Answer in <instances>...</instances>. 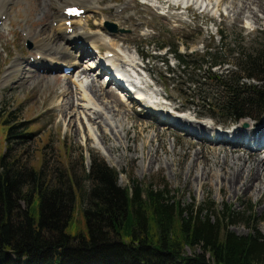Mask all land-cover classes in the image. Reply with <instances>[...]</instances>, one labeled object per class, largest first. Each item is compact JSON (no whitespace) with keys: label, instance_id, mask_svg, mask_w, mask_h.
Here are the masks:
<instances>
[{"label":"rangeland","instance_id":"rangeland-1","mask_svg":"<svg viewBox=\"0 0 264 264\" xmlns=\"http://www.w3.org/2000/svg\"><path fill=\"white\" fill-rule=\"evenodd\" d=\"M126 1L113 0V2H110L113 5H117L119 9L117 8L116 10L113 5L107 7V4H105L98 9L86 11L83 15V22L85 24L88 19L93 18L94 12L100 10L105 16L109 17V20L104 21V25L108 22L116 26V30L110 29L112 32H119L125 35L123 37L129 36L132 39L134 38L130 40L128 37L130 43L122 41L124 44L121 45L120 43L119 46L125 51L126 56H137V59L144 56L143 64L148 67V71L146 72L154 83L152 88H155L156 93L162 95L161 98L167 96L168 100H170L169 104L157 103L158 106H155L162 110H172L171 114L174 116H181L183 114L192 120L201 121L203 125L211 126L207 130L214 127L221 132L222 125H227L229 129L226 131L229 134L230 129H234L240 125H245V128L252 127L253 122L256 121L255 119L245 118L235 123L232 118L224 117L221 113H216L214 119L207 116L212 111L203 106L201 100L192 97L195 93L194 86L191 83H186L185 80H178L177 74H181L182 71L178 68L174 55H168L166 52L168 48L158 50V46L160 44L173 46V44L180 43V50L182 52H193L195 54L204 53L205 46H211L215 50V48L221 47L224 40L234 43L240 39L243 45L251 46L257 40H260L257 30L264 26V11L258 9L257 5H252L250 11H240V0H212L213 4L207 0V2H204L203 7L200 0L199 3H194V6H191L189 9H170L169 12H167V4L158 9L156 2L145 4L144 0H135L125 7ZM41 5L42 0L36 4L31 3L30 0H14L5 4V7L9 8L8 14H6L7 26L3 29L0 28L1 151L5 149L7 137V128L3 120L6 117V111L9 110L7 108L4 111V108L9 106L15 117L23 119L25 129L31 134L29 139H25L26 142L15 144L13 154L17 155L21 153L22 161L26 162L29 166L36 168L43 167L44 172L48 175L53 174L52 171L55 167L62 168L65 176H69L71 183L78 190L80 188L85 190L90 185L88 180L85 179V167L91 164V152L100 155L108 164L119 171H125V173L122 172L119 179V183L122 185L130 181V174H133L135 178L144 182L160 175L176 190V197L185 203L202 202L210 197L211 200H214L218 204L228 203L234 205L237 210L243 209L240 206L241 204L252 203L255 206L257 217L260 220H264V192L261 196L252 191L250 193L240 192L237 194L232 191L228 192L226 189L220 187L219 180L215 175L208 176L205 174L200 161H195L192 164L193 169L190 172L189 165L196 152L202 150L205 152L206 157H221L226 149L231 151L239 143H211L210 141L200 140L197 136L189 135L184 130H177L168 126L166 130L169 131L165 132L160 140L161 147L159 148V153L161 159L157 161L154 149L158 146V141L152 140L155 132L151 128L146 129L144 126L157 123L160 124L158 127L164 130L161 126V119L156 121L151 117L154 111L151 112L145 109L142 106L143 102L139 103L133 97L128 99L126 103L121 104L117 93L113 91L115 84L113 82L109 84L106 82L108 80H106L105 75L108 73L99 74V70L92 69L91 74L93 76L90 77V79L97 78L95 80L99 85L106 82V86L104 85L103 89L113 91V98L120 106L118 107L115 104L116 102H113L115 111L108 113L112 126L115 128L114 132H111V127H107L105 124L106 137L108 132V139L111 136V140L107 142H104L102 139L100 135L101 130L97 124L87 121L86 115L80 117L82 109L77 104L81 101L78 97L81 92L73 84L76 81V77H72L77 71L66 74L63 72L66 66L59 65L57 70L52 72L44 71L43 68H37L38 70L31 68L30 70L33 74L30 75L28 68L24 69V72L13 74L9 83L2 86L5 72H7L15 59H20L22 66H25L28 61L33 62L35 58L38 59L40 56V54H36L33 43L27 39L25 32L27 26L40 29L43 27L47 28L49 24L51 25V18L45 16L47 19L42 20L43 18L41 17L44 15H38ZM71 5L76 4L72 3ZM214 5L219 7H214ZM164 7L165 10L163 9ZM238 10L245 13L239 15ZM102 13L97 20L100 21L104 16ZM238 15L239 18H237ZM3 17L5 19V16ZM120 22H125L127 25L120 26ZM96 24L94 21L92 27L99 28ZM222 33L224 34L223 37H221ZM145 36H148V39ZM231 46L233 47L234 44ZM92 50L94 57L84 55L79 59L76 69L82 70L90 63H98L101 56H106V50H103L102 47ZM91 60L94 61L90 62ZM169 66L176 73H168ZM228 66L231 67V65ZM35 73L44 74L42 78L45 80L36 78ZM96 74L97 77H95ZM143 74L146 75L144 72ZM22 76H27L28 80L19 81L23 78ZM71 77L73 81L69 80ZM49 79H51L50 82ZM146 81H148L147 78ZM65 86L72 87L74 95L78 94L75 95V101L77 102L74 103V107L72 108L78 109L81 113L77 111V115L72 113L63 119L59 108L62 105L60 93L67 88ZM106 100L110 101L111 98H107ZM90 102L94 103L92 100ZM135 103L137 104L136 106ZM170 105L175 107L183 106L184 108L181 109L184 110L183 113L178 112L179 109L173 110ZM155 112L157 113L158 111L156 110ZM155 112L154 114H156ZM70 117L72 119L69 120ZM154 117L157 118V116ZM259 117L263 119L264 114ZM134 124L138 126L137 130L132 128ZM187 124L190 129H198L199 127L198 123ZM195 124L198 126H195ZM163 125H167V122ZM150 127L154 128V125ZM125 129L129 130L128 136L132 138L129 142L126 139ZM89 130L94 135L92 140L85 138V133L89 132ZM137 132L139 133L137 134L138 137L133 141ZM228 136L232 137L231 134ZM247 139L249 138L247 137ZM251 143L253 142L251 141ZM242 144H240L242 148L250 147L249 144L248 146ZM114 145L119 146V149L112 151L111 147ZM127 145L130 147L129 150L125 148ZM173 149L178 152L177 155L174 154ZM186 153L191 155V157L188 158ZM231 155L233 154L230 153L229 156L231 157ZM259 157H264V150L259 152ZM212 168L214 172H219L220 170L218 166L212 165ZM22 205L25 206L23 203ZM84 207L85 204L81 200V197L78 198L74 206L71 224L67 227V232L71 234L87 232ZM257 228L264 234V221H260ZM233 230L239 234H247L249 228L240 222L233 226ZM187 251L189 253L194 252L190 248ZM3 262L4 264H16L15 256L8 255Z\"/></svg>","mask_w":264,"mask_h":264},{"label":"trees","instance_id":"trees-1","mask_svg":"<svg viewBox=\"0 0 264 264\" xmlns=\"http://www.w3.org/2000/svg\"><path fill=\"white\" fill-rule=\"evenodd\" d=\"M257 32L260 40L251 46L238 39L224 40L215 50L205 46L201 54L182 52L180 43L160 44L158 50L168 48L174 55L182 71L178 80L194 86L192 97L212 111L207 116L256 120L264 114V26ZM168 73L176 71L169 66ZM4 111L0 264L8 255L16 264H264V234L257 228L264 220L252 203L241 204L242 210L210 197L185 203L160 175L144 182L130 174L122 185L125 171L91 152L85 167L90 185L78 190L62 168L48 175L22 161L21 153L13 154L15 144L31 134L9 106ZM80 197L87 232L71 234L67 227ZM240 222L249 228L247 234L233 230Z\"/></svg>","mask_w":264,"mask_h":264},{"label":"bare ground","instance_id":"bare-ground-1","mask_svg":"<svg viewBox=\"0 0 264 264\" xmlns=\"http://www.w3.org/2000/svg\"><path fill=\"white\" fill-rule=\"evenodd\" d=\"M12 1L14 0H0V28L2 29L6 28L7 26L6 14H8V10H9V8L5 7V4H8ZM30 1L31 3H35V4L37 2H41V0H30ZM132 1L135 0H127L125 2V7L126 5L128 6ZM168 1L170 0H146V1L144 0L145 4H150V2L151 3L156 2L158 4V9H161V7L166 4L168 5L167 7H169L170 9L179 10L182 8L181 2L173 1V0H171L170 2ZM188 1L189 3L192 1V3L188 5V9L191 8V6H194V3L200 2V0H196V1L188 0ZM209 1L212 3V0ZM240 1H241L240 11L243 10L250 11L252 9L251 8L252 5L254 6L257 5L258 9L264 11V1L262 0H240ZM110 2H113V0H50V2L49 0H42V5L38 15L39 16L44 15L43 17H41L43 18L42 20L47 19L45 16L51 18L52 19L51 25L49 24L47 28L43 27L40 29L27 26L25 32L27 39L32 41L36 54H40V58L38 59L35 58L33 62L28 61V63L25 66H22L20 59H15L13 64L11 63L12 65L8 68L7 72H5L6 74L2 81V86H5L6 84L9 83L13 74L21 73L24 69H28V68H29V73L31 75L33 74V72L30 70L31 68H35V69L43 68L44 71L52 72L57 70L59 65L63 67L73 66L75 69L73 70V72L77 71L75 75L74 74L72 75V77L74 78L76 77V81H74L73 84L81 92L79 95L75 94L78 95L79 100H81L77 104L82 109V114L80 115V117L86 115L87 121L98 125V128L101 130L100 135L104 140V142L111 140L110 134H109L110 139H108L109 132L107 133V137H106V130L104 128L105 124L107 125V127L108 126L111 127V132H114V128H115L112 126L111 120L108 117V113H112L113 111H115L113 102L114 103L116 102L115 104H117V101H115L113 98V91L116 92L117 96L120 98L119 102L121 104L122 103L124 104L128 100L127 92H126L127 89L125 87L124 81L117 79L116 75L112 76L111 79L108 78V76L106 75L107 76L106 80H108L107 81L108 84L111 81L114 84H116L118 88V89H114L113 91H108V90L106 91L103 89V86L104 85L106 86L105 84L106 82H103L101 85H99L95 80L97 78L90 79V77L93 76L91 74L92 73L91 71L92 69H96L99 70L98 73H100V70L102 69L103 70L102 73H104V71L116 70L117 68H121L124 71V74L122 72L120 73L122 77L124 79L129 78L132 74L131 70L136 71V68L140 66L137 62L139 59H137V56H133V55H132L133 57L129 55L126 56L125 51L121 49L119 44L121 43V45H123L124 43H130V40H133L134 38L132 39L129 36L123 37L125 35H122L119 32H112L111 30H116V28L113 27V25L111 26L104 25V21L109 20V17L105 16V14H103L102 11L100 10L94 12L93 18L88 19L85 22V24L83 22V16L79 18H67L64 15L65 14L64 11L67 7H70L72 3L76 5L79 4L82 8H85V10L89 12L91 9H98L99 7L105 4H107V7H111V5L113 4ZM201 2L203 7L204 2H207V0H201ZM175 5H177V7H175ZM215 6L217 5H214V7ZM113 7L115 8V10L118 8L117 5L115 4L113 5ZM163 9L165 10V7ZM240 11L238 10L239 15L245 13ZM101 13L104 16L99 21L97 19L101 15ZM239 15L237 18H239ZM3 16H5V19H3L4 18ZM93 19H95L94 21L97 23L96 25L99 26V28L92 27V25L94 24ZM144 24L150 25L148 23H144ZM119 25L124 26L127 24L125 22H120ZM128 37L130 38V40ZM145 38L148 39V36H145ZM100 47H102L103 50L104 49L106 50L105 52L106 56H101L100 57L101 59L99 60L98 64L96 62L94 64L90 63L87 67H85L82 70L76 69L80 58H82L84 55L94 57L93 56L94 53H92L93 51L92 49H99ZM86 49L88 50L86 51ZM94 60H91L90 62ZM143 69L144 70L146 69L145 71H148V67L146 66H144ZM35 76L36 78L40 79L42 78V76L44 77V74L35 73ZM72 77L71 79H69L70 81H73ZM27 78H28L27 76H24L19 81L28 80ZM146 78L148 79L149 76L145 77L144 75L137 74L135 80L138 83L145 84L147 83ZM50 81L51 79H49V82ZM148 81L149 82L151 81L153 83L151 79ZM66 87L67 86H65V88ZM141 91H143L142 88L140 89V92ZM152 93L156 95V98H158V96H162L160 93H156L155 88H152ZM60 94L62 98L61 99L62 105L60 104L61 108H59L58 105V108L60 109L62 118L64 119V117L72 113H74V115H77L79 112L78 109L72 108L74 107V103L77 102L75 101V95L72 87H67L66 89L61 91ZM147 94L148 97H151L149 93ZM139 96L144 97V93L139 94ZM107 98H111V100L108 101L106 100ZM91 100L94 102L93 104L90 102ZM169 101L170 100H168L167 96L162 97V100L160 102L153 101L152 103H148L145 100H143L142 106H144L145 109L151 112L153 111L155 112L156 110L158 111L157 113L155 112L156 114H154L153 112L151 114V117H153L156 121L161 119V126L164 128V130H162L160 127H158L160 126V124L157 123L148 124L144 126L146 129L151 128L155 132V135L152 139L158 141V146H156V148L154 149L155 159L157 161L161 159L159 153V148L161 147L160 140L162 135L165 132L167 133V131H169L166 130L168 126L169 127L171 126L177 130H184L189 135H193L195 137L197 136L198 139L210 141L211 143H221V142L233 143V144L239 143V145L231 149V151L227 149L226 151L224 150L225 152L221 157L213 156L212 158H210V157H206L205 152L202 150L196 152L192 157L191 163L189 165L190 172L193 169L192 164H194L195 161H200L203 166L202 168L205 171V174H207L208 176L215 175L219 180V184L221 188L226 189L228 192L232 191L235 194L240 192L250 193L252 191L258 196H261V194L264 192V157L262 158L259 157V152L264 150L263 148L264 118L256 119V121L253 122L252 127L250 128H245L246 127L245 125L243 126L240 125L242 127L238 126L234 129H230L229 134L233 136V139H228L229 134L224 127H222L221 132L216 130L214 127L210 130H207L208 128H211V126L203 125L201 121L192 120L183 114H181V116H174L171 114L172 110L170 111L167 109L162 110L156 107L158 106L157 103L169 104L170 103ZM117 106L120 107L118 104ZM170 106L171 108H173V110L179 109L178 112L180 113H183L184 111L181 110L184 108L183 106H179V107H175L173 105ZM153 115L157 116V118L154 117ZM72 117H70L69 120L72 119ZM76 120L78 121L77 118ZM166 122L167 125L164 126L163 124H165ZM187 123H191V124L198 123L199 130L197 128L190 129ZM151 125H154V128L150 127ZM195 126L198 125L195 124ZM222 126H227V125H222ZM137 127L138 126L135 124L132 126V128H134L135 130H137ZM128 134H129V130L125 129L126 139L129 142L132 140V138H130ZM137 134L139 133L138 132L136 133L133 141L137 139L138 137ZM114 136L116 137V135ZM93 137L94 135L92 134L91 130L85 133V138L87 140H92ZM247 137L249 139H247ZM251 141L254 142V144H250ZM241 143H243L242 145H246V146H248L249 144L250 147L242 148L240 147ZM125 148L126 150L130 149L128 145L125 146ZM118 149L119 146L116 145L111 147L112 151ZM230 153L233 154L231 155V157L229 156ZM174 154L177 155L178 152L174 151ZM186 155L188 158L191 157V155L187 153ZM212 165L220 167L219 172H214Z\"/></svg>","mask_w":264,"mask_h":264}]
</instances>
